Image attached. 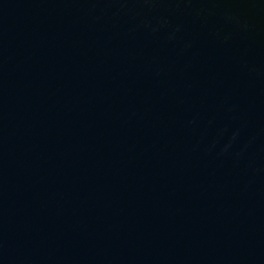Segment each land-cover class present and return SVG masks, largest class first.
<instances>
[{
    "label": "water",
    "instance_id": "water-1",
    "mask_svg": "<svg viewBox=\"0 0 264 264\" xmlns=\"http://www.w3.org/2000/svg\"><path fill=\"white\" fill-rule=\"evenodd\" d=\"M0 264H264V0H0Z\"/></svg>",
    "mask_w": 264,
    "mask_h": 264
}]
</instances>
